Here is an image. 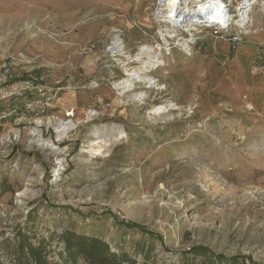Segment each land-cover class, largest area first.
<instances>
[{
  "label": "rangeland",
  "instance_id": "1",
  "mask_svg": "<svg viewBox=\"0 0 264 264\" xmlns=\"http://www.w3.org/2000/svg\"><path fill=\"white\" fill-rule=\"evenodd\" d=\"M156 2L0 0V264L28 220L139 262L205 247L264 264L262 8L234 51L207 35L158 69L128 63L142 80L121 93L106 48L114 33L131 55L145 44Z\"/></svg>",
  "mask_w": 264,
  "mask_h": 264
},
{
  "label": "built area",
  "instance_id": "2",
  "mask_svg": "<svg viewBox=\"0 0 264 264\" xmlns=\"http://www.w3.org/2000/svg\"><path fill=\"white\" fill-rule=\"evenodd\" d=\"M167 0H157L152 12L154 31L149 40L140 45L131 55L119 33H114L106 48V54L114 62H118L124 71H131L132 85H126L125 92L134 89V84L142 80V73L127 67L128 63H144L148 57L151 59L152 70L164 65V60L174 51L190 57L204 38L209 35L219 42H226L231 52L236 49L243 37L249 34L255 14L262 8L264 14V0H185L172 12L165 15L164 9ZM208 4H222L221 15L216 20H208L211 10L201 13L200 9ZM194 12V14H191ZM93 46L89 47L91 51ZM134 56V59H132ZM124 61V62H123ZM146 67L143 64V67ZM126 72L124 73L127 77ZM3 73L10 77V68L4 67ZM139 79V80H138ZM120 83V82H119ZM118 83V84H119ZM146 83L154 85L152 79ZM29 85L31 83H24ZM115 85V88L118 89ZM121 91V89H118Z\"/></svg>",
  "mask_w": 264,
  "mask_h": 264
},
{
  "label": "trees",
  "instance_id": "3",
  "mask_svg": "<svg viewBox=\"0 0 264 264\" xmlns=\"http://www.w3.org/2000/svg\"><path fill=\"white\" fill-rule=\"evenodd\" d=\"M29 222L28 220L25 226L18 227L13 235L10 264H151L148 251H140L142 262H139L125 251L113 250L99 237L69 230L60 235L50 231L42 235ZM125 226L160 240L159 236L144 232L135 224ZM58 244L60 248L57 247ZM184 255H189L191 259L185 260L183 264H238V259H224L205 247H194Z\"/></svg>",
  "mask_w": 264,
  "mask_h": 264
},
{
  "label": "bare ground",
  "instance_id": "4",
  "mask_svg": "<svg viewBox=\"0 0 264 264\" xmlns=\"http://www.w3.org/2000/svg\"><path fill=\"white\" fill-rule=\"evenodd\" d=\"M184 1L185 0H167V2L165 4V6L167 7V9H164L163 10L164 13H165V15L167 13L172 12L177 6L181 5V3H183ZM191 14H194V12H191ZM144 63H145L144 64L145 67H149L150 68V66L152 65L150 57H148L146 59V62H144ZM133 75H134L133 72L132 73H127V79L123 80L122 82H120L119 85H117L119 87V89H121V93H124L125 92V89L124 88L126 87V85H129V86L132 85V77H133ZM149 80L150 79H148V82H149ZM161 110H164V108L163 107H159V108H157L154 111V113H157V112H159ZM62 126H63V130H64L67 127V123L64 124V125L61 124L60 127H62Z\"/></svg>",
  "mask_w": 264,
  "mask_h": 264
},
{
  "label": "clouds",
  "instance_id": "5",
  "mask_svg": "<svg viewBox=\"0 0 264 264\" xmlns=\"http://www.w3.org/2000/svg\"><path fill=\"white\" fill-rule=\"evenodd\" d=\"M223 8L224 6L222 4H208L204 8H201L200 11L204 13L211 10V14L208 15L207 19L212 21L216 20L221 15Z\"/></svg>",
  "mask_w": 264,
  "mask_h": 264
}]
</instances>
